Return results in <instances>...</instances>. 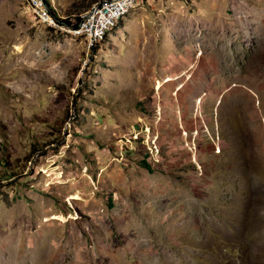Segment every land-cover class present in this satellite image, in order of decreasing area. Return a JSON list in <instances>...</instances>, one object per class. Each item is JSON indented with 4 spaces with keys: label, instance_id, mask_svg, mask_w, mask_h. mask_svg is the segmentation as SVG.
<instances>
[{
    "label": "rangeland",
    "instance_id": "obj_1",
    "mask_svg": "<svg viewBox=\"0 0 264 264\" xmlns=\"http://www.w3.org/2000/svg\"><path fill=\"white\" fill-rule=\"evenodd\" d=\"M0 264H264V0H0Z\"/></svg>",
    "mask_w": 264,
    "mask_h": 264
},
{
    "label": "built area",
    "instance_id": "obj_2",
    "mask_svg": "<svg viewBox=\"0 0 264 264\" xmlns=\"http://www.w3.org/2000/svg\"><path fill=\"white\" fill-rule=\"evenodd\" d=\"M141 1L100 0L79 16L76 27L61 26L44 0H28V3L38 23L51 29L57 28L69 34L80 35L85 39L86 52H89L101 44L107 33ZM74 23L73 20L71 24Z\"/></svg>",
    "mask_w": 264,
    "mask_h": 264
},
{
    "label": "trees",
    "instance_id": "obj_3",
    "mask_svg": "<svg viewBox=\"0 0 264 264\" xmlns=\"http://www.w3.org/2000/svg\"><path fill=\"white\" fill-rule=\"evenodd\" d=\"M100 1V0H99ZM98 1H96V0H92L91 2H89L88 4H87V6L86 7H83V8H78V9H76V10H74V13L73 14H70V16H74V20H75V23L74 24H71L70 22H69V18L70 17H68V19H60L59 17H57L56 15H55V18H56V20H57V22L61 25V26H67V27H76V24L79 22V20H80V18H79V16L81 15V14H83L91 5H93V4H95V3H97ZM47 4V3H46ZM49 7V6H48ZM50 8V7H49ZM51 10V9H50ZM52 11V10H51Z\"/></svg>",
    "mask_w": 264,
    "mask_h": 264
}]
</instances>
